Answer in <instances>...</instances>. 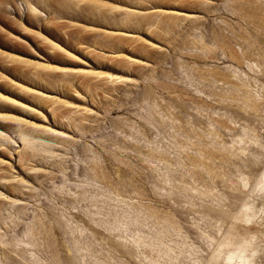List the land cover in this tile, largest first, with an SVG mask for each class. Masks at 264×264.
<instances>
[{
  "label": "rangeland",
  "instance_id": "obj_1",
  "mask_svg": "<svg viewBox=\"0 0 264 264\" xmlns=\"http://www.w3.org/2000/svg\"><path fill=\"white\" fill-rule=\"evenodd\" d=\"M263 175L264 0H0V264H264Z\"/></svg>",
  "mask_w": 264,
  "mask_h": 264
},
{
  "label": "bare ground",
  "instance_id": "obj_2",
  "mask_svg": "<svg viewBox=\"0 0 264 264\" xmlns=\"http://www.w3.org/2000/svg\"><path fill=\"white\" fill-rule=\"evenodd\" d=\"M264 176V175H263ZM242 243V242H241ZM244 243V242H243ZM245 244V243H244ZM239 245V244H238ZM242 245V244H241ZM237 247V246H236ZM235 247V248H236ZM245 247V246H244ZM244 247H238L236 249H233V251L228 255L226 258L225 264H234V259L242 260L243 262H247L248 258L246 256V249ZM261 250V249H260ZM254 258V257H253ZM250 263V262H249ZM236 264V263H235Z\"/></svg>",
  "mask_w": 264,
  "mask_h": 264
}]
</instances>
